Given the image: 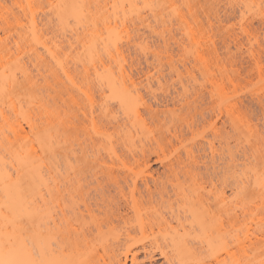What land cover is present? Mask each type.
Listing matches in <instances>:
<instances>
[{
    "label": "rangeland",
    "instance_id": "1",
    "mask_svg": "<svg viewBox=\"0 0 264 264\" xmlns=\"http://www.w3.org/2000/svg\"><path fill=\"white\" fill-rule=\"evenodd\" d=\"M51 1L33 0L28 5L25 0H0V47L5 46L0 50V74L3 69L9 71L4 66L13 68L17 59L34 75L32 84L23 82L16 86L17 83L15 90L11 86L12 90L7 93L14 90V97L11 94L8 99L0 96V156L15 176L14 153L25 146L24 149L29 150L33 143L32 146L39 148L35 149V154L38 159L44 157V164L40 162L46 166L42 171L55 194L52 200L59 199L69 218L66 221L58 219L60 212H56L58 228L54 229L50 218V223H36L43 233L45 225L53 229L51 237L53 235L56 240H52V247L60 250V254L62 251L64 258L80 254L84 258L87 253L81 252L74 240L77 223L91 229L93 234L96 222H101L110 208L124 202L132 203V198L141 204L156 206L181 202L173 193L176 183L187 187L189 194L198 190L204 198L211 197L210 202L212 194L224 195L238 208H255L264 219V0H190V3L187 0L190 6L186 0H148L153 5L151 10L140 8L130 15L132 18L127 16L129 20H125L124 28L119 24L118 27L124 29L117 43L121 54H115L114 58L119 56L116 60L134 80L133 85L143 97L139 101L140 110L144 112L146 106L167 110L159 113V121L145 115L144 123L137 125L135 130L130 127L138 132L133 142H126L124 130L107 122L108 119L113 122L112 116L106 119L99 115L98 107L104 96H110L105 90L103 98L100 97L96 85L97 77L106 68L102 69L99 60L95 61V66L100 73L94 71L95 66L88 62L83 43L89 37L86 36L88 31L91 33L96 28L102 31L101 19L93 20L94 24L90 21L83 27L79 25L72 31L76 23L69 19V23L60 24ZM90 1L92 12L105 1L111 3V0ZM30 8L36 13L40 33L44 35L41 34L40 42L45 41L47 46L58 49L61 64L64 62L63 67L68 69L72 82L41 45L33 46L35 43L29 37L25 39ZM99 13L92 18H97ZM35 47L44 63L33 58ZM101 52L104 66L119 73L117 61L109 60ZM213 79L223 80L225 94L234 104L233 119L226 115L223 107L219 114L214 103L218 100L211 84ZM83 90L91 95L92 104ZM10 98L17 103L14 102L18 113L12 101L10 104ZM110 98L105 99L111 102ZM116 112L115 116L120 119L121 113ZM17 122L26 132L21 140H16L9 131L10 125H18ZM46 134L53 138L48 141L50 150L51 146L54 148L51 154L47 149L44 156L42 152L47 150H40L37 139L45 138ZM142 178L148 179L150 192L141 184ZM133 179L139 182L141 196L131 190ZM25 181L24 185L33 189L28 182L30 179ZM30 188L27 186L26 190ZM42 192L49 197L45 190ZM35 197L40 200L37 195ZM84 202L91 212L85 210ZM41 211L36 218H41ZM77 211L82 213L83 219L77 218ZM254 217L253 222H257ZM43 218L45 222L47 217L43 216L42 222ZM20 220L24 237L30 242L34 223ZM262 223L258 228L264 226ZM253 224H250L251 230ZM245 228L237 225L232 235L237 234L239 240L241 236L242 241ZM257 234L260 236V232ZM257 240L263 242L264 237ZM262 245L260 249L264 250ZM239 251L241 247L238 252L236 250L237 259L241 257ZM184 256L183 253H169L173 264H185L188 258ZM139 257L142 259L143 254ZM156 257L157 264L163 262L162 257ZM242 259L238 260L243 262Z\"/></svg>",
    "mask_w": 264,
    "mask_h": 264
},
{
    "label": "bare ground",
    "instance_id": "2",
    "mask_svg": "<svg viewBox=\"0 0 264 264\" xmlns=\"http://www.w3.org/2000/svg\"><path fill=\"white\" fill-rule=\"evenodd\" d=\"M25 1L28 5H30V2L33 0ZM53 1H51V5L55 7V14H57L59 17L60 24H67L69 19H73V21L76 23L77 26L76 28H71L72 31H76L79 25L83 27L90 21L94 24L93 20L101 19V24L103 26L102 31L96 28L91 31V33H89L90 31L87 30L88 33L86 36L89 37L83 43L84 45L82 44L90 65L94 67L96 62L100 60L102 69H107H105V72L103 70V74H100V76L97 74L99 77H97L98 80L96 85L98 86L97 89L100 91L99 96L103 98V93L105 90H108L110 94V96H104V100H102L103 102H101L100 107H98L99 115L104 118L107 117L106 119H108L109 116H112L114 119L112 120L113 122H111L109 119L107 122L114 124V128H120V130H124L126 142L131 140L133 142L136 134L138 133L136 132L137 130H134L137 128V125L145 122V115H147L149 119L155 121L158 120L159 113L163 114L167 110H154L150 106H146L143 109L144 112L140 110L139 101L142 100L143 97L133 85L134 80L125 74L123 65L116 60L121 54L119 51L120 47L118 49L117 44L121 39L119 38V35L122 33L121 31L124 30H121L119 27H125H123V25H125L124 22H126L125 20H129L126 19L127 16L131 17L130 15H132V13H137V10L143 7L149 8L151 10L153 5H150V0H111L110 4L105 1L103 4L98 5V7L96 6L97 9H95V12H92L89 8L91 7V3L88 5L90 0ZM139 2L140 4L145 3V6L141 5L140 7ZM185 2H187V0ZM188 2L190 3V0H188ZM172 4L173 2H171V5ZM28 7H32V5ZM30 9L32 10V13H30V10L29 26L25 27L26 30L24 31V34H27L25 39L28 40L30 38L29 40L35 43L33 46L37 44L41 45L50 56V59L54 61L55 64H58L56 65L59 66L61 70H63L65 76L72 82V79L67 72L68 69L66 70L63 67L64 62L62 61L63 64H61L59 53L57 52L58 49L55 50V48H52L53 46H47V44L43 43L45 41L40 42V36L42 34L40 32L42 30L40 31L39 24L36 21V16H34L36 13L33 14V8ZM97 13H99L100 18L99 16H97V18H92ZM136 16L138 15L136 14ZM119 24L121 25L119 26ZM117 30H119V32ZM42 36L44 35L42 34ZM27 37L29 38L27 39ZM21 38L24 39V36H21ZM4 47L5 46H2V48L0 47V50H2ZM17 47H19V45ZM30 47L33 48L31 45ZM55 47L59 48L57 45ZM101 51L107 55L109 60L115 59L114 62L117 61V70L119 73L115 74L114 71L107 68L108 66H104L105 64L102 63V57H100L102 55ZM7 52H9V50ZM33 52L34 59L38 58L39 61H44L42 54H39V52L36 50V47L35 51ZM115 54H119V56L116 55V58H114ZM0 61L2 63V60ZM22 63L24 62L19 64V60L16 59V65L14 64V66H12L13 68H11V66H9L10 68H8V66H4L9 71L3 69L0 74L1 97L8 99L10 94L11 96L13 95L12 92H14L16 86H19L23 82L28 84L29 82L31 83L34 81L32 80L34 75L32 74V76L28 71L30 69L27 67V70L24 67L26 65L23 64V66ZM5 64L7 63L4 62V65ZM95 68L94 71L97 72L98 70L97 68L95 70ZM17 71L20 73H18V76ZM20 77H22L24 81L22 79L19 80ZM222 81L223 80L221 79L219 81L214 79L213 81L211 80V84L214 87L218 100V102L214 103L217 104L219 114L222 113L221 107H223L226 115L230 119H233L234 104L230 99L227 98V94H225L224 91V83ZM17 83L19 84L16 85ZM130 86H132V88ZM12 88L14 90L7 93L9 90H12ZM83 93L87 96V99H89L90 104H92L93 100L91 95L86 90H83ZM109 97H111L110 99L114 102H110L105 99ZM12 98L9 99V102L11 104L12 101V105H14L13 109L16 112L19 108L16 105L17 103L15 100H11ZM105 100L107 101L105 102ZM116 111L121 113V120L118 118V116H115L114 112ZM2 117L5 116L2 115ZM17 124L18 125H10L9 131L13 133L16 140L18 138L21 140V138H24L26 132L21 124L18 122ZM30 124L28 123V126ZM29 127L32 126L30 125ZM130 127L134 130L130 129ZM49 135L46 134L48 138L44 136L47 140L43 137L41 138L40 136V139H37V144L40 147V150L48 149L51 154L53 153L51 150L54 147L51 146L50 150L48 146V141L51 139V135ZM171 136L177 138L176 134H172ZM51 140H53V138ZM32 145H34V143L29 146V150H27L28 148L24 149L27 146L24 147L21 145V147H24L22 148L23 150L19 148L21 151L18 150L19 152L14 153L13 159L15 161V167H13L16 172L15 176L13 173H11L13 170L9 171V166L6 167V160L0 156V264H157L156 255L159 258L162 257L161 259L163 262L160 264H173L169 257L170 252H176L177 254L183 253L185 256L187 255L186 257L189 261H185V264H239L242 258L243 262L240 264H264V250L260 249L261 246L263 247L262 244H264V241L260 242L257 240V238L264 237V226L260 229V225L262 222L264 223V219H262L263 217L259 216L255 208H253L255 210L250 208L251 211L247 207H245L247 210H245L244 207L238 208L237 205H235L232 201L226 200L224 195L212 194L211 196L213 198L212 202H210L208 200L211 199V197L204 198L203 193L198 190H193L192 193L189 194L190 192L187 187H184L179 183L175 184L173 193L176 199L181 200L182 203L176 201L175 203H170L168 205L156 206L141 204L138 199L132 198V203L124 202L122 205L110 208L108 211L110 213L108 214L107 212L106 216L101 222H96V231L93 234L90 233L91 229L88 227L85 228L80 223H77L78 226L75 229L74 236L75 244L76 247L81 250V252H86L87 255L84 256V258L81 257L83 256L82 254H80L81 256L78 257L76 255L74 257L64 258L62 256V251L60 254V250H56L52 247L53 241L56 239L54 240L53 235L52 239L51 233L55 227L58 228V223L56 221V216L58 213L55 214L56 212H60V217H58V219L61 218V220L63 219L66 221L69 220V218L65 216L66 213H64V210L61 206L62 203H60L59 199L56 198L55 200H52L55 194L51 192L49 183L47 181L48 178H45V173L43 174L42 171L43 166H45L43 165L44 157L43 159L40 157L39 160L36 156L37 154H35V149L37 147L35 148V146ZM33 147L34 149H32ZM48 150L41 152L44 155L48 152ZM186 154L191 153L186 151ZM40 161H42L43 164ZM27 179H30L28 182L32 183V186H34L33 189H31L32 187L30 188V185L28 184L24 185L27 183V181H25ZM148 182L149 181L146 178L141 179V184L144 185L146 190L150 192ZM138 184L139 182L136 179H133V187L131 190L135 191L133 193H138L139 196H141L142 193L138 190ZM27 186L30 189L26 190ZM24 190H26V193ZM29 190L31 193H33L34 197L37 195L41 201L38 200V198L36 199V197H32V194L29 193ZM43 190L48 193V198H46L45 193L42 192ZM27 191L29 192L27 193ZM193 197L195 198L193 199ZM32 198L36 199V201ZM39 203H41V205ZM83 205L86 211L91 212L88 204L84 202ZM54 207L58 209H55L54 211ZM39 211H41V218L43 216L47 217V221L45 219L44 222L43 218L42 222L41 218H36L40 216ZM252 213L254 215H252ZM77 214V218L83 219L81 212L77 211L75 215ZM254 216H256V220H258L257 222L259 223L256 221L255 222L257 224L253 222V218L255 220ZM48 218H50L52 227H54L53 229H50L51 227L48 225L43 226L44 228L46 227V229L43 228L46 231L43 233L42 227L40 228V225L41 223L42 225L44 223L47 224L49 222ZM20 219L28 220L31 224L34 223L35 227H33V234L30 236L32 245H29L31 241L29 242L28 239L25 238L26 236L23 234L24 231L19 224V221L21 222ZM37 222L40 224L38 225L39 227H36ZM251 223H254L257 226L256 227L253 224V230L250 229ZM240 224L243 226V228L247 229V231H244L245 233L242 235V241H240L241 236L239 240V237H236L237 234L234 235L235 237L232 235V233H234V227ZM101 226L105 227L106 230H103ZM258 226L260 227L258 228ZM254 229L257 231V233L260 232L259 235L261 237H257V233L254 235L256 232ZM251 235H254L253 238ZM258 242L260 243L259 247H256ZM55 243L57 244V242ZM33 247H35L36 250ZM240 247L241 251H239V253H242L241 257L238 258L240 260H238L236 258V253L238 250H240ZM259 250L261 251V254ZM140 254H143L142 259L139 257ZM185 256L184 258H186Z\"/></svg>",
    "mask_w": 264,
    "mask_h": 264
}]
</instances>
